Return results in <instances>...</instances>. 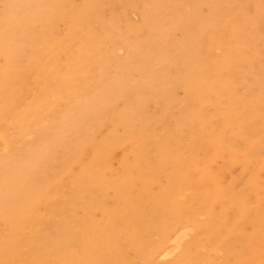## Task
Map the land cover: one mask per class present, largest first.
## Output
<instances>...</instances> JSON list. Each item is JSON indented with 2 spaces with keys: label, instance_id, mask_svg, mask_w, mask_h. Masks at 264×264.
<instances>
[{
  "label": "rangeland",
  "instance_id": "1",
  "mask_svg": "<svg viewBox=\"0 0 264 264\" xmlns=\"http://www.w3.org/2000/svg\"><path fill=\"white\" fill-rule=\"evenodd\" d=\"M260 1L263 0H89L88 3L86 0H15L10 3L12 19L22 29L18 30L19 36L11 37L8 45L18 47L22 53H29L34 61L47 63V58L54 51L61 54L65 48L77 43L78 50L87 51L88 45L84 42L87 32L104 29L105 35L99 43L102 44L104 53L121 64L118 66L107 60L111 74L105 76L102 75L104 66L101 62L98 72L89 75L91 93L83 101L68 86H63L62 97L50 95L49 102L58 108L53 112H46L50 121H41L37 117L32 119V114L28 113L32 100L42 94L37 72L33 69L29 71L24 92L15 101H6V104L0 105V249L5 251L0 255V264H69V257L67 260L57 254L54 240L50 241L48 234L40 228L41 221L51 220L54 205L65 203L66 199L71 198L73 176L82 169L88 171L90 178L95 180L97 170H102V177L97 182L104 187V197L99 192L96 203L87 208L80 206L74 209L75 204L72 203L60 225L62 234L68 232L66 219L69 216L77 218L72 225L73 231L85 229L83 218L86 215H91L94 221L101 223L109 213L118 216L124 213L126 221L129 211L119 209L117 190L112 185L114 182L122 188H129L132 194L128 204L130 211L133 210L132 205H145L152 199L156 200L157 193L168 184V180L155 175L144 177L142 174L141 177H134L130 171L137 164L140 155L149 156L151 146L166 138V127L173 125L177 116V122L185 121L192 128V134L189 133L187 139L195 145V158L198 159L217 156L222 148L220 136L227 135L219 129L215 135L205 131L210 124L206 114L213 109L214 104L229 109L219 120L221 122L222 118H227L230 122L231 129L226 130H235L239 125L238 120L231 118L230 112L234 110L241 111L245 117L251 115L255 118L256 126L264 132V112L256 107V101L264 96V81H257L258 72H264V20L258 17L261 14L258 9ZM247 6L250 7L249 13L245 12ZM3 9L4 5L0 3V11ZM232 15L240 18L238 24H248L235 41L227 42L228 37L218 34L216 30L213 35L209 34L212 22H218L227 31L229 25L222 21L226 16ZM203 16H208V19ZM9 21L10 19L7 23ZM1 29H5L4 26ZM138 31L139 40H132ZM194 44L204 54L202 61L195 54ZM2 48L0 40V51ZM98 53L103 55V51ZM103 57L100 56L101 59ZM224 60L229 63L239 60L243 66L234 77L235 84L231 82L228 85L225 81L230 71L227 65H223ZM122 75L129 80L130 85L120 96L122 100L119 98L116 101L115 83H119ZM170 75L173 79H179V86L171 83L168 93L162 88L165 93L160 91L153 84L155 79L158 81L161 77L168 78ZM100 101H104V110L98 109L99 121L92 120L93 124L89 127L81 117L92 115L89 112L86 114L84 107L95 105L98 108ZM131 110L138 113L139 119L145 124L144 129L149 127L150 133L145 137L137 135L127 138L125 143L117 147H111L113 139L109 143L103 139L102 143L96 145L98 147L101 144L96 150L98 153L104 152L103 157L106 156L109 160H102V157L95 164H91L94 161H85L89 156V149H93V140L97 141L110 133L117 112L131 113ZM53 116L57 122L52 124ZM67 118L70 120L66 121ZM200 119L205 122V128ZM69 123L71 125L66 129V138L60 139L55 132L56 127L65 128ZM119 130L121 135H128L127 130ZM67 138L71 142L76 139V142L73 145L70 141L66 143ZM64 139L67 141L62 143ZM56 140L58 148L55 146ZM176 143L174 136L169 146L175 147ZM243 144L246 142L239 141L232 145L235 147L234 152H227L226 157H216L212 163L215 169L224 163H229L231 167L230 176L224 182L222 190L229 181H239L241 178L238 175L244 176L253 164L252 188L248 193L253 199L250 205L244 204L246 201L242 203L240 219L234 218L235 208L228 205V200L220 194L222 190L218 191L217 187H210L207 192H202L207 195L206 200H196V196L200 194L195 180L199 169L192 167L184 185L179 188L177 204L182 212L180 216L176 215L178 212H173L176 216L171 229L151 234V241L155 246L150 252H136L134 244H139L140 247L144 243L143 239L132 233L139 225L134 217L130 218L125 224L130 235L123 243V256L112 259V264H264V227L257 234L258 224H264V210L259 207L260 201L264 202V151L255 159L251 158V162L245 157L255 147L249 150L246 148L245 153L241 154L237 147ZM49 146L56 153L72 146V153L63 162L58 177L51 179L53 182L43 184L40 191H35L31 184L23 185L19 180L28 163L26 153L31 152V149ZM84 148L86 149L82 155ZM158 154L156 151L146 175L159 170V160L156 159ZM125 160L126 168L130 171L119 176ZM170 183L176 187L181 184L179 180ZM193 202L194 208L189 209ZM197 207L199 212L195 214ZM144 218L149 219V214L145 213ZM35 231L36 237L40 236V231L44 236L45 242L40 243L39 250L32 248L29 241ZM217 234L223 236L224 241L230 237L233 254L230 260L227 259L220 240L214 237ZM138 240L140 242H136ZM58 244L57 241L56 248ZM158 245L160 249L150 258L149 255ZM91 249L92 255H103L106 261L112 256L103 234L97 235L96 244ZM85 264L101 262L88 258Z\"/></svg>",
  "mask_w": 264,
  "mask_h": 264
},
{
  "label": "bare ground",
  "instance_id": "2",
  "mask_svg": "<svg viewBox=\"0 0 264 264\" xmlns=\"http://www.w3.org/2000/svg\"><path fill=\"white\" fill-rule=\"evenodd\" d=\"M14 1L15 0H0V3L4 5V9L0 11V40L3 44V48L0 51V105L6 104V101H15L16 98L24 92L29 79V71L33 69L37 72V76L40 81L39 84L42 89V94L37 99L32 100L31 105L28 108L29 112L28 110L25 112L32 114V119H34V117H37V119H40L41 121H50V116L46 114V112H53L55 111V109H58L57 105L51 104L49 102L48 97L50 95H54L55 97L60 98L62 97L61 90L63 86H68L72 89L74 94L78 95L80 101H83L87 99V97L91 93V86L89 85V75L98 72L100 63L102 62V65L104 66L102 75L108 76L111 74V71L107 67V60L108 62H115L116 64H118V66L121 64V62L117 61V59H114V57H111L104 53V48L102 49V44L99 43L105 35L104 29H100L97 31L89 30L87 32L88 35L86 36L84 41L86 45H88L87 51L78 50L79 45L77 43L65 48L63 53L61 54H57V51H54V53H52L47 58L49 59L47 63L40 64V62L34 61L33 56L29 53H22V51H20L18 47L8 45L11 37L19 36L20 33L18 30L22 29L21 25L15 19H12L13 14L10 3ZM88 1L89 0H86L87 3ZM202 3L200 2V4ZM249 9L250 7L247 6L245 12L249 13ZM258 9L261 10V14L258 17H262L260 20H264V0L259 2ZM162 10H164V7L162 8ZM220 14L218 15L221 16ZM218 15L214 16L219 17ZM205 17L207 18L208 16ZM235 18L236 17L232 15L226 16L223 19L222 23H226L229 25L227 31L225 28L220 27L217 21V23L212 22L210 25L211 29L209 30V34L211 33L213 35V31L216 30L218 34L220 33L228 37L227 42L235 41L239 33H242L243 28H247L248 25L238 24L240 18ZM8 19H10V21L7 23ZM217 19L219 20V18ZM213 20H215V18ZM2 26H4L5 29H1ZM226 33H228L229 35H227ZM139 38L140 32L138 31L133 35L132 40L138 41ZM193 48L195 54H198L196 56H199V59L202 61V59L204 58V54L198 50L196 44L193 45ZM98 51H103V55H100ZM98 54L100 56H104L103 59H101ZM223 65H227L230 71L225 77L226 83L228 85L231 84V82L232 84H235L236 82L234 77L238 70L243 68L242 64H240L239 60H235L234 62L230 63L228 62V60H224ZM123 75L119 83H115V87H117V95L115 96L116 101H118L119 98L120 100H122L120 96H122L125 90H127L126 88L128 87V85H130L129 80L125 79ZM131 75L133 74L131 73ZM258 75L259 77L257 78V81L263 82L264 72H261V74H259L258 72ZM171 83L172 85L174 84V86H179V79H173L170 75L168 78L161 77L158 81H156L155 79V83L153 84L158 87L160 91L163 89L166 93H168L170 88L169 85ZM232 92L235 93V90L232 89ZM236 95H238L237 91ZM103 102L104 101H100L98 103V108L95 105H86L84 107L86 114L90 113L92 115V117H88L89 115L81 117L84 119L87 126L90 127V125L93 124L92 120L99 121V114H97V112L98 109L99 111L104 110ZM256 107L258 108V110H260V112H264V96L256 101ZM32 109L34 111H32ZM226 109L227 108H224L221 105L214 104L213 109H211L206 114V119H208L210 124L205 131H209L215 135L217 133V130L219 129L220 131H223L224 135L227 134L225 137L220 136V146H222V148L221 150H219V153H217V156L209 157L206 159L195 158V145L192 142H188L187 139V135L189 133L190 135L192 134V128L185 121H182V123L177 122L179 120V117L177 116L175 123L169 127H166V138L164 140H161L160 143L151 146L149 156L145 154L143 156L140 155V157H138L137 164L132 167L133 170H128L126 168L127 162L126 160L124 161V166L120 171L119 176L125 174L126 171H130L133 173L134 177L135 175L141 177L142 174L144 177L155 175L168 180V184L163 189H161L160 192L157 193L158 197L156 198V200L152 199L145 205H132V211H130V206L128 205L130 197H132L129 188H122V186L116 184V182L112 183L114 188L117 190L116 198L118 201L117 205L119 209L122 211L124 209L129 211V216H127L126 221L124 213H122L121 216L109 213L106 215L105 220L101 223L94 221L91 218V215H86L83 218V220H85V229L81 231H73L72 225L74 223V220H77V218L69 216L66 219V222L69 225L68 232L62 234L60 231V225L62 224V220L65 218V215L72 203L75 204L74 209H77L80 206L87 208L88 206H92L94 205V203H96V197L99 195V192L101 197H104V187L99 186L97 182V180L102 177L101 169L97 170L96 180L90 178L88 171H85V169H82L80 172L74 175L73 185L70 188L71 198L66 199L65 203H57L58 205H54L52 207L51 220L41 221L42 223L40 230H44V233L48 234L50 241L52 239L54 240V247L57 254L63 256L64 258H67V260L69 257V264H85L88 258L90 260L99 261L101 262V264H112V259H119L123 256V243L128 240V236L130 235L125 229V224L128 220H130V218L133 217L136 220L137 225H139L140 227H136L134 230H132V233L136 237H139V239H143L144 243V245L141 244L140 247L139 244H134L133 249L136 250V252H141L143 250L147 253L150 252L155 246L151 241V234L156 231L166 232L167 230H170L175 216H180L182 212V209L177 204V195L180 191L179 188L184 185L183 182H185L190 168L197 167V169H199V173L197 174L195 180L199 186L198 188L200 189V194L196 196V200H206L207 195L203 194L202 192H207L210 187H217L218 191H221L224 182L228 179L231 172L229 163H224L223 165L215 169L212 163L215 162L216 157H220L221 155L223 157H226V154L234 152L233 149H235V147H233L232 145H236L239 141H241L242 143L246 142V144L237 147L238 152L241 154L245 153L246 148L247 150H249L255 147V149H251L248 152V155L245 157L251 162H253L251 158L255 159L258 155L261 154V152L264 151V132L262 128L256 126L255 118L251 117V115L249 117H245L243 116L241 111L235 112L233 110L230 112V115H232L231 118H235V121L238 120L239 125L237 129L230 130V122L227 120V118H222V121H219L222 114L225 115L226 112H229V109ZM57 114H60V112ZM75 116L77 118V111ZM53 117V119L51 118L53 120H51L52 124L57 122L55 116ZM69 120L70 118H67L66 121ZM75 122H77V120ZM101 122L99 124H101ZM200 122L205 128V122H203V120L201 119ZM70 125L71 123H69L65 128L59 129H57L56 127L55 132L58 134L60 139L66 138L64 137L66 134V129H68ZM143 125L145 124L141 118L139 119L138 113L136 111L131 110V113L125 111L117 112V115L114 117L112 129L111 131L109 130L110 133L107 132L108 134L106 137L102 136L103 138L97 141H95L96 139L93 140V149H89V156L87 159H85V161H94V163L91 164H95L97 161L101 160L100 158L104 156V152L98 153L96 149H98L101 144L98 147L96 145L98 143H102L103 139L106 143H109L113 139L114 141L112 142L111 147H117L118 145L125 143L127 138H132L137 135L145 137L150 133V128L148 127L144 129ZM226 128L230 129L226 130ZM119 129L127 130L128 135H121V130ZM76 130L79 129L76 128ZM52 131H50V133L53 134L54 132ZM174 136L177 142L176 144H174L176 146L170 147L169 145L172 144V138ZM67 140L64 139L62 143ZM69 141L70 140H68L66 143H68ZM74 142H76V139L71 142V145H73ZM55 144V146H57L58 141ZM52 147L53 149L55 148L53 145ZM261 148H263V150H260ZM51 149L52 148H50V146L49 148L42 147L38 150L31 149V152L26 153L28 163L24 167V170L19 178L20 182L23 185L31 184L33 186V190L40 191L43 184L53 182L51 179L58 177L63 162L72 153V146L63 148L60 153H56V150L52 151ZM85 149L86 148L81 151L82 155H84ZM156 151H158L159 153L156 156V159L159 160L160 168L158 171L150 172L146 175V172H148L149 168L151 167L150 161L154 157ZM240 158L243 160V156H241ZM102 160H109V158L105 156L102 158ZM253 175L254 169L252 164V167L248 168L244 176L242 174L238 175V178H241L239 181L236 180L234 183L232 181H229L226 188L220 193L221 196H225L224 198L228 200V205L235 208V219H240L242 203H244L245 201L246 203L244 204L247 205H250L252 203V195H249L248 193L252 188L251 179ZM175 180H179L181 183L178 187L170 183L171 181ZM192 207L194 208V202L189 207V209H191ZM259 207L260 209L264 210V202L260 201ZM173 212L178 213L174 215ZM198 212L199 209L197 207L195 209V214H197ZM145 213L149 214V219L144 218ZM263 227L264 224L260 222L257 226V234H259L263 230ZM98 234H103L106 237V244L109 246V249L112 252V256L108 261H106V258H104L103 255L97 256L91 254V248L94 243L96 244V237ZM36 235L37 231H35L34 234L29 237V241L32 248L39 250L41 249L40 243L44 241V236L41 231L40 236L36 237ZM214 237L220 240L219 243L221 244V246H224L226 257L228 260H230L233 256L232 248L230 247V237H228L225 241L224 237L218 234ZM57 241L59 242V244L56 248L55 243ZM136 242L140 241L138 240ZM159 249L160 246L158 245V247H156V249L149 255V257L153 258L154 253ZM4 252L5 251H2L0 249V255H3Z\"/></svg>",
  "mask_w": 264,
  "mask_h": 264
}]
</instances>
